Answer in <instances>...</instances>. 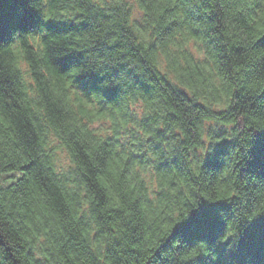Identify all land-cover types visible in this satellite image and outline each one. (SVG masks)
<instances>
[{
  "label": "trees",
  "instance_id": "1",
  "mask_svg": "<svg viewBox=\"0 0 264 264\" xmlns=\"http://www.w3.org/2000/svg\"><path fill=\"white\" fill-rule=\"evenodd\" d=\"M0 264H264V0H0Z\"/></svg>",
  "mask_w": 264,
  "mask_h": 264
},
{
  "label": "rangeland",
  "instance_id": "2",
  "mask_svg": "<svg viewBox=\"0 0 264 264\" xmlns=\"http://www.w3.org/2000/svg\"><path fill=\"white\" fill-rule=\"evenodd\" d=\"M137 16L139 15V14H136Z\"/></svg>",
  "mask_w": 264,
  "mask_h": 264
}]
</instances>
